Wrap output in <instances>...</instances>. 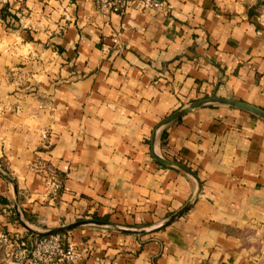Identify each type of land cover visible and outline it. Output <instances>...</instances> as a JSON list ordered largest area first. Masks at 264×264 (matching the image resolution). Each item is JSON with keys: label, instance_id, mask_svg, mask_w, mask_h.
<instances>
[{"label": "crops", "instance_id": "crops-1", "mask_svg": "<svg viewBox=\"0 0 264 264\" xmlns=\"http://www.w3.org/2000/svg\"><path fill=\"white\" fill-rule=\"evenodd\" d=\"M264 0H0V233L64 234L75 264H264ZM119 229V230H117ZM145 231L143 235L134 233ZM0 246V264H15Z\"/></svg>", "mask_w": 264, "mask_h": 264}, {"label": "built area", "instance_id": "built-area-1", "mask_svg": "<svg viewBox=\"0 0 264 264\" xmlns=\"http://www.w3.org/2000/svg\"><path fill=\"white\" fill-rule=\"evenodd\" d=\"M101 14L125 15L131 8L147 10L154 0H96ZM35 237V236H34ZM17 234L0 233V246L12 245L15 264H75L79 258L64 234H52L30 239L24 243Z\"/></svg>", "mask_w": 264, "mask_h": 264}, {"label": "water", "instance_id": "water-1", "mask_svg": "<svg viewBox=\"0 0 264 264\" xmlns=\"http://www.w3.org/2000/svg\"><path fill=\"white\" fill-rule=\"evenodd\" d=\"M206 105H221V106L233 107V108L240 109V110H243L245 112H248V113L258 117L262 121H264V112L263 111L255 108V107H252L250 105L244 104L242 102L229 100V99H221V98H210V99H204V100L196 101V102L188 105L187 107H184V108L176 111L175 113L170 115L168 118L164 119L156 127V129L154 130V132L152 134V137H151L150 146H151L152 158L158 164H160L162 166H165V167L176 169V170L180 171L181 173H183L184 175H186L189 178H191L197 185V192H196V195H195L194 199H192L181 210H179L177 213L172 215L169 219H167L166 222H164L158 228L154 229L151 232L158 231V230H160V229H162L164 227H167V226L171 225L174 221H176L177 219H179L183 215H185L190 210L194 200L196 199V197L198 196V194L200 192V183H199L198 179L196 178V176L190 170H188L186 167H184L183 165H181V164H179L177 162L164 159V158L158 156L154 152V143H155V140H156L157 133L160 130L164 129L165 127L169 126L170 124L174 123L175 121L179 120L181 117H183L184 115L188 114L189 112H192L193 110H195L197 108H200V107H203V106H206ZM86 226L103 227V228H111V229H115L116 228L112 224L104 222V221L84 220V221H79V222H76V223H72V224L64 226V227H60L58 229H54V230H51V231L43 232V233H38V232H33V231L31 233L35 237H43V236H48V235H52V234L66 233V232L71 231L73 229L80 228V227H86ZM117 230H119V229H117ZM134 233H136L138 235H143L145 233V231H135Z\"/></svg>", "mask_w": 264, "mask_h": 264}, {"label": "trees", "instance_id": "trees-1", "mask_svg": "<svg viewBox=\"0 0 264 264\" xmlns=\"http://www.w3.org/2000/svg\"><path fill=\"white\" fill-rule=\"evenodd\" d=\"M29 237H30L29 239H33V238H36V237H34V236H31V235H30Z\"/></svg>", "mask_w": 264, "mask_h": 264}]
</instances>
